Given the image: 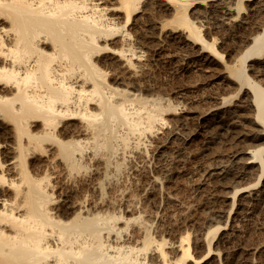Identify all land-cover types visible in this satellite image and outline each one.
Masks as SVG:
<instances>
[{
  "label": "bare ground",
  "instance_id": "bare-ground-1",
  "mask_svg": "<svg viewBox=\"0 0 264 264\" xmlns=\"http://www.w3.org/2000/svg\"><path fill=\"white\" fill-rule=\"evenodd\" d=\"M170 47L217 88L206 140L244 147L205 170L229 208L195 240L166 239L122 200L183 121L170 123L179 107L162 97L118 86L142 90ZM135 177L159 199L161 178ZM263 201L264 0H0V264H257L232 219Z\"/></svg>",
  "mask_w": 264,
  "mask_h": 264
},
{
  "label": "rangeland",
  "instance_id": "rangeland-1",
  "mask_svg": "<svg viewBox=\"0 0 264 264\" xmlns=\"http://www.w3.org/2000/svg\"><path fill=\"white\" fill-rule=\"evenodd\" d=\"M166 56L172 58L168 60ZM151 59L153 62L142 80V90L131 84H114L118 86L120 83L118 87L141 92L144 96L162 97L165 102L178 106L179 111H169L167 117L171 124L180 125L182 121L183 124L179 134L170 138L169 145L164 149V157L152 151L148 166L141 167L127 180L123 207L129 210L126 212L128 217L142 213L146 219L157 218L159 233L166 239L178 240L191 235L195 240L199 223L212 216L213 210L229 208V202L224 197L229 189H218L213 181L202 185L206 182L205 170L217 163L233 164L235 160L245 158L244 154L239 155L244 147L242 143L238 145L229 141L226 136L210 143L206 140L205 132L200 131L201 116L213 104L208 97L216 93L217 88L206 84V76L198 70L193 59L173 47L164 55L151 56ZM247 126L237 127V130H252V125L248 123ZM167 162L172 165L168 166L170 171L166 168ZM145 169L151 176L163 180V193L159 199H156L153 187L146 180L138 185L133 179ZM252 175L244 186L253 184L252 180L257 177ZM242 182L239 180L237 185ZM259 212L255 217L232 219V226L241 230L236 245L249 249L250 258L257 264H264V201L259 205Z\"/></svg>",
  "mask_w": 264,
  "mask_h": 264
}]
</instances>
